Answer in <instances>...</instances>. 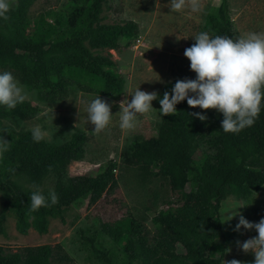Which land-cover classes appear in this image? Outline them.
I'll use <instances>...</instances> for the list:
<instances>
[{
	"label": "rangeland",
	"instance_id": "1",
	"mask_svg": "<svg viewBox=\"0 0 264 264\" xmlns=\"http://www.w3.org/2000/svg\"><path fill=\"white\" fill-rule=\"evenodd\" d=\"M16 1L10 0L11 5L14 6ZM170 3L171 0H110L100 15L101 24L117 25L133 21L139 27L137 38L129 47L119 41L118 50L91 49L89 39L83 41V46L93 57L106 59L115 66V71L123 79L121 93L113 90L107 95L88 92L81 85L79 87V83L73 82L66 85V93L53 98L48 96L41 82L43 69L38 60L18 54L21 56L14 57L20 65L17 69L10 62L0 66V73L11 72L24 86L28 93V99L24 102L37 109L29 119L0 111V137L8 141L10 146L37 125L49 133V138L42 140L41 150L66 143L75 133L87 137L83 158L67 167L60 186L53 175L42 180L39 188L46 198L50 191H55L58 202H64L74 194L85 191L108 161L116 164L114 175L118 182L114 192L104 193L95 202H90L89 197H80L63 207L60 215L47 218L43 231L41 217L33 212L24 215L25 225H22L16 198L5 186L0 188V213L5 200L9 198L11 201L0 233V247L7 254L24 247L49 245L57 249L49 260L51 264H142L140 259H128L125 241L114 242L106 235L105 225L115 228L130 217L142 225L150 240L156 232L153 218L159 211L171 209L180 215L187 210V206L179 201L178 194L170 190L167 181L154 174L157 170L132 167L121 161L122 152L135 140L157 137L162 118L159 99L163 98L165 88L173 81L195 79L184 51L195 43L199 28L207 16L214 13L220 0H201L202 10L195 13L188 7L179 12L171 11ZM228 4L235 39L249 32H264V0H228ZM73 6L72 0H35L27 13L26 33L30 34L38 24L53 23L56 14L65 15ZM4 33L8 37L17 36L11 28ZM55 43L57 41L52 42ZM74 51L70 49L68 54ZM46 53L47 59L66 55L52 46L47 48ZM81 83L88 84V81L81 80ZM138 88L158 94V99L152 102L156 111L138 115L137 127L127 131L120 127V111L125 106L121 102H131V95ZM97 96L111 105L110 114L113 115L111 123L99 134L93 132L94 125L87 116V107ZM51 108L54 116L52 123ZM207 111L219 114L216 110ZM4 170L5 166L0 165V171ZM10 179L21 187L22 192L35 191L36 185L24 173L11 175ZM190 190V186L186 185L185 191ZM219 206L221 235L214 240L213 248L225 249L222 264L232 259L241 261V264H254V255L251 252L244 253L237 241L242 245L246 240L256 237L257 233L243 228L239 232L234 231L239 216L226 220L236 208L235 211L249 222L258 223L264 218V183L242 196L229 194ZM177 250L184 253L180 246Z\"/></svg>",
	"mask_w": 264,
	"mask_h": 264
},
{
	"label": "trees",
	"instance_id": "2",
	"mask_svg": "<svg viewBox=\"0 0 264 264\" xmlns=\"http://www.w3.org/2000/svg\"><path fill=\"white\" fill-rule=\"evenodd\" d=\"M34 1L17 0L7 13L9 19H0V66L10 62L17 69L20 65L14 57L21 56L18 54L38 60L43 69L41 82L48 96L53 98L66 93V85L73 82L88 92L107 95L113 90L121 93L123 79L115 66L106 59L93 57L83 46V41L89 39L90 48L96 50H118L119 41L129 47L139 34L138 25L133 21L101 24L100 15L110 0H72L71 11L65 15L56 14L53 23L38 24L27 34V13ZM9 28L17 36L8 37L4 31ZM202 31L212 37L235 39L228 0H220L214 13L209 14L199 28V33ZM54 41L57 43L52 44ZM49 46L66 55L47 59ZM70 49L75 51L68 54ZM81 80H87L88 84ZM175 82H171L163 94L166 91L171 94ZM0 111L29 119L37 109L23 102L14 109L0 106ZM176 111L174 115L162 116L157 137L135 140L122 152L121 161L132 167L157 170L154 174L167 181L187 210L180 215L171 209L159 211L153 218L156 232L150 240L142 225L130 217L115 228L105 225L104 229L114 242L125 241L128 259H140L142 264H222L225 249L213 248L214 240L221 235L220 202L231 193L242 196L264 183V106L253 126L235 134L221 129V113L190 108L187 100L177 104ZM195 113L205 115L207 119L202 122ZM86 141V135L75 133L66 143L41 150L42 141L35 142L30 131L9 147L0 163L5 166L4 172L0 171V188L5 186L16 198L22 225H25L24 215L33 212L41 217L43 231L48 217H57L63 207L78 198L89 197L90 202H95L104 193L117 189L116 164L108 161L85 191L55 205L48 200L50 206L31 211L32 191L22 192L21 187L11 181V175L24 173L39 187L44 178L53 175L60 186L67 167L83 158ZM186 185L191 188L189 192L185 191ZM10 204L7 198L0 213V233ZM178 246L184 253L178 252ZM56 250L41 245L7 254L0 247V264H51L49 260Z\"/></svg>",
	"mask_w": 264,
	"mask_h": 264
},
{
	"label": "clouds",
	"instance_id": "3",
	"mask_svg": "<svg viewBox=\"0 0 264 264\" xmlns=\"http://www.w3.org/2000/svg\"><path fill=\"white\" fill-rule=\"evenodd\" d=\"M171 11L179 12L190 8L191 12L202 10L201 0H171ZM11 9L10 0H0V19L8 20ZM195 43L186 48L184 57L190 62V70L195 73V79L177 80L171 94L167 91L159 99L161 116H171L177 113L176 105L187 100L190 108L201 110H216L223 120L221 129L225 133H239L246 127L254 125L264 106V32H249L237 39L226 36L212 37L202 31L194 38ZM28 99L24 86L14 78L11 72L0 73V106L14 109L18 104ZM158 99V94L145 92L139 88L131 95V102L123 101L125 105L120 111V127L133 131L137 127V116L147 115L156 111L152 102ZM120 104V105H121ZM52 120L53 109L51 108ZM111 105L97 96L87 107L88 121L94 125V133L99 134L111 123ZM200 121L207 117L200 113L194 114ZM53 126V125H52ZM32 139L40 142L49 138V133L37 125L31 129ZM10 143L0 137V159L8 151ZM51 167L49 168V171ZM30 196V210L58 203V195L50 191L48 198L38 186ZM241 208V207H238ZM237 209V208H236ZM234 211L227 221L239 216L234 231L241 228L254 230L256 237L237 245L244 253L254 255V264H264V218L258 223L249 222L243 215ZM224 264H241L232 259Z\"/></svg>",
	"mask_w": 264,
	"mask_h": 264
}]
</instances>
